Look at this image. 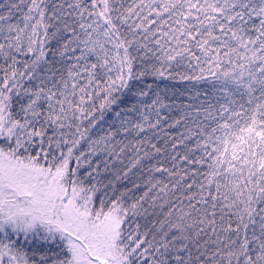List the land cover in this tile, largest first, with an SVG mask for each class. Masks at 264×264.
<instances>
[{"label": "snow or ice", "instance_id": "snow-or-ice-1", "mask_svg": "<svg viewBox=\"0 0 264 264\" xmlns=\"http://www.w3.org/2000/svg\"><path fill=\"white\" fill-rule=\"evenodd\" d=\"M0 264H264V0H0Z\"/></svg>", "mask_w": 264, "mask_h": 264}]
</instances>
